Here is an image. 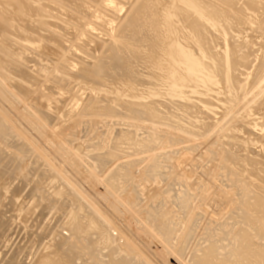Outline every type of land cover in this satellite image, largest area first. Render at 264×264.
Listing matches in <instances>:
<instances>
[{"label":"bare ground","instance_id":"bare-ground-1","mask_svg":"<svg viewBox=\"0 0 264 264\" xmlns=\"http://www.w3.org/2000/svg\"><path fill=\"white\" fill-rule=\"evenodd\" d=\"M121 1L122 0H64V1H59V0H0V6H2V8H3V9H0V24H1V27H0L1 30L0 31L3 33V34H1L2 41H0V80L3 82V85L8 88L7 89L0 84V92L2 91L3 92L2 94H5V95L10 94V96H12V97H14V96L18 97V95L20 93L25 94L27 91H30L31 88L32 89L35 88L37 82L39 83V81H40L42 83L43 78H45L44 75L47 72H49L50 70H52V69H48V68H49V64H51V61H50L51 58L50 57L53 56V54H52V56L50 54L54 52V50L56 49L55 47H57V49H58V50H56L57 52H59L61 49H65L66 47H68L65 45V48H63L65 43L68 44L70 42V41L68 42V40H70V38L66 39L64 37H69L72 33L74 34V32H77L78 30H80L79 28L82 24L80 20H82V18H83L82 10L84 9L86 11V10L96 8L95 9V16H96V14L99 16L105 15L107 13L106 11H108V10L110 11L111 9H112V11H114V12L116 11V13H117L118 12L117 9H120V8H117V4H119V6L122 4L125 5V2H121ZM138 1H139V3L136 0L134 2L132 1L133 3L137 2V3H135L136 5L138 4L137 6L135 5L136 7L133 6L131 8V5L128 4V5H130L131 9H130V11L128 9L129 13L127 14L126 17L124 16L123 18H120V17L115 15L118 18V19L116 18L115 20H117L118 22L116 24L117 29L115 28L116 32H115V35L113 37L114 40L109 42V44H107V45H105L104 43L99 45L100 42L97 44V45H99V48L102 51V53H101L102 56L97 57V58H92L94 61L92 66H86L85 64H81L79 66L77 72L74 73L71 71L73 68L70 65H67V66H69V70H68V68L63 69V70L58 69L59 71H57L56 74H55V72L52 73V71H50V73H52L53 75L55 74L56 76L54 77L53 80H50V82L48 80L46 81L47 78L45 79V81L47 83L49 82V85H50V83H52L54 81L52 83V87L55 88V86H56L55 91H58V89H60V90H63L65 88L68 89L67 87H69V84L63 78V76H68L71 79L75 80L81 89L91 88L92 90H94L96 92V94L100 95L101 100L96 102V101H94V99L93 100L88 99L89 101L88 102L86 101V103L84 104V108L82 105L81 106L82 110H79V111H81V114H78L79 111L78 112L76 111L75 115L78 114V115L83 116L86 114L85 111H87V109H90L95 104H101L100 105L101 109L104 108V111L101 110V111H99L100 112L99 113L98 110L100 108L97 110L98 106H96V105L95 106L97 107L96 108L97 111L94 110L99 115L102 114L103 116L104 115L109 116V118H111V116L116 115L115 119H117V120H119V118H117V116L123 115V117L126 116V118H131V119L134 118L133 120H136L137 122H139L138 126H135L136 123L134 126H133V124H132V126H130L131 124L129 123L130 125L127 124V126L125 128H123L125 126L123 124V122H122V124L124 125L123 127L120 126L118 128H114V127H117L115 124H114L115 125L114 127H111V128L106 127V133H109L108 135L111 136L110 135V132H111L112 136H111L109 142H107L106 146L101 145L102 146L101 151L96 152L95 156H93L95 162L94 161L92 162L93 164L95 163L93 165V167H94L96 173L94 171L93 172L95 174H98V175H101V173L106 172V170H108L111 167V165L114 164V166L111 167L109 172H107L106 176L105 177L103 176L104 180L103 179L102 180H103V183L105 184V187L106 186H107V188L109 187L110 191H112L111 193H113L114 195L116 194L117 196H119V198H122L121 202H123L125 205H127L128 208L129 207L131 208V206L128 205L131 201H135V199H137L139 201L140 195H137L134 197H123V194L125 193L128 186H131L134 184L133 177H132V172L134 170L133 168L135 166H137L138 164H140L141 162H144L146 160L145 157L144 158H133V157H136V156L141 155V154H145L146 149H147L145 146V143H146L145 140L149 137H150L151 142L154 143L155 147L161 145V143H162V131H160L158 129H154V128L165 127L169 130L178 131L182 134H185V135L189 136L190 138H198L200 136H203L204 133H206L209 128H208L207 123L205 122V119L202 117V114H204V115H212V114L214 115L215 114L212 110V102L208 99V97H210V95H213L214 93L217 94L219 92V90H220L219 88L221 87L220 86L218 88L219 85H221V84L222 85L224 84L225 86L227 85L226 90L224 89L225 87L222 88L221 90H225V91H222L223 95H224V92H225V95L227 92V96L224 95V97H226V98L225 99L222 98V99L224 100L223 101L224 102V111L229 112L231 109H233V107L239 101H241V99L243 97H245V94H247L249 91L253 90L252 88L255 87V85L264 76V44L260 47L261 51H259V52L261 54L259 56H257V55L254 56V58H256L255 62L258 61L257 62L258 64L256 63L257 67H252V64H251V63H253L252 59H251L252 62L251 61L249 62L251 64L249 67L250 68L252 67L253 69L259 70V72L255 76L247 75L246 77H245L246 72L243 71L244 75L241 72V70H243L242 68H245L244 70H246V71L249 69V67H247V65H248L247 61L249 58V54L247 52H245V53L243 52V49H245V46H246L245 44H247L246 41H248V39L245 41V44H242V41H239V42L234 41L235 44L238 43V45H235V47H234L235 50L243 53V55L241 57L233 58L231 61H229L228 63L223 65V67L222 66L215 67L214 65L211 64V60L213 58H215L216 54L218 53V51L216 50L217 46L214 49V45L217 44L216 40H218L217 38H215L216 37L215 32L216 33L218 32L220 35L221 34L224 35V37L226 35L228 36L230 33L232 35H234L232 33L233 30L231 31L230 29H234L235 28L234 25H236L237 28H238V26L243 27L244 24L246 26L251 25V27L255 26L256 30L258 29L257 31H259V30L261 31L262 29L264 30V14H263L264 13L263 12L264 11V0H244V1L242 0L241 2H245V4L239 2V0H138ZM127 2H128V0H127ZM237 3L238 4L241 3L242 6L244 5V7H242V6L239 7V5ZM32 5L33 6L36 5V7L34 6L32 8ZM237 5H238L239 9L236 8ZM44 7H47L50 10L46 11L44 9ZM54 7H56L57 9H54ZM90 11H92V10H90ZM247 11L251 12L248 14V16H246V14L248 13ZM33 12L35 13L34 16L32 15V14H34ZM51 12H53V13L56 12L57 15L51 14ZM58 13H60L63 17L65 16L64 19H66V20L65 21L63 20L64 21L63 23H65L68 26V28L70 27V29L72 30L70 32L67 31L69 33H67L66 30L64 31L63 29H62L63 31H60V29L62 27L67 28V26H65V24L64 25L62 24L63 18L62 17H61L62 19L58 18ZM88 13H89V11H88ZM111 14H114V13L112 12ZM79 15H80V17H82L81 19H79ZM88 15H86V13H85V16H88ZM24 16H25L24 20L26 18L33 19L34 17H36V19L34 18L33 21H34V23L37 24L38 30H41L42 33L39 31H38L39 32L38 33L37 30H35L37 32V34H36L35 31L33 32L32 30H30V29H32V26L36 27V25L35 26L31 25V27H30L29 25L32 23H30V24L28 23L29 25L26 24L30 29L27 26L24 27L25 24L23 25V27H19L18 25L22 26L21 20L20 21L18 20L20 23L19 22L17 23L16 21L20 17L23 20L22 17H24ZM55 16H57L58 19H56ZM111 16L110 17L105 16V17L109 19V18H111ZM101 17H103V16H101ZM105 17H104V20H105ZM113 17H114V15H113ZM113 17H112V19H113ZM15 18H17V19H15ZM46 18H50L52 20H55V19L59 20L60 19L61 23H60V21H59L60 24H58L57 21H53V23L51 21V23H50V22L45 20ZM70 19L75 20V22L73 20L71 21ZM94 19L90 18V20H93V21H94ZM90 20H89V22H90ZM107 20L104 21L105 24H108V22H106ZM27 21L30 22L32 20H30V21L25 20L23 22L27 23ZM108 21L111 22L112 20H108ZM95 22H94V24L93 23L92 24L95 25ZM98 22H101V21H97L95 26H98L97 25V24H99ZM74 23H76V24H74ZM101 23L99 25L102 26V24H104V23H102V24ZM61 24L63 26H61ZM105 24H104V26H105ZM245 25H244V27L246 29ZM89 26H92V25H89ZM233 26H234V28H233ZM108 27H110V26H108ZM53 28H60L59 33L57 31H54V32H57V34L52 32L51 29H53ZM68 28H67V30H69ZM81 28H82V26H81ZM247 28H249V27H247ZM73 30H75V31H73ZM85 30H86V28H85ZM93 30H95V29H93ZM227 30H230L231 32L228 34ZM244 30L242 29L240 32L242 33V31H244ZM256 30H254V31L256 32ZM43 31H44V33H43ZM89 31L90 30H86L83 32L85 34H87L88 37H90V35H92V34H89V33L92 30L90 32ZM234 31H236V30H234ZM45 32H46V34H45ZM60 32H62V33L65 32V34H60ZM243 33L245 34L246 32H243ZM251 33H253V31ZM262 33H264V31ZM219 34H217V36ZM239 34L236 33L234 36H237ZM261 34H259V36H261ZM74 36L76 37L77 35L70 36L71 39ZM13 37H17L19 40H21L24 43V44H22L23 50L28 52L29 57H27L28 55H26L27 52H24V51H22V53L18 54V52H19L18 47H17V49L15 48V50L17 52V54H15V52H14L15 50H13L14 48L12 49V45H11ZM82 37L84 39V36H82ZM224 37L223 38L219 37V38H221L220 41H222L223 39L225 41H228L227 39H225L226 37L225 38ZM231 37H233V36H231ZM85 39H87V38H85ZM91 39H90V41L92 42ZM19 40L18 41L14 40V42H19ZM87 40H89V39H87ZM233 40H235V39L233 38ZM239 40H241V39H239ZM262 41H261V37H260L259 42H262ZM86 42H88V41H85L84 43H86ZM259 42L257 41V43H255V44L258 45ZM21 43L19 42L17 46H20ZM84 43L82 44V46L78 45L80 47L78 49H80L81 53L83 52L82 54L85 53L84 52L85 49H84V51H83V49H81V47L84 48L83 47ZM219 43H222V42H219ZM263 43H264V41H263ZM255 44H253V45H255ZM13 45H15V44H13ZM42 46H45L46 48H44V47L42 48ZM52 46L55 49L53 48L54 49V50L52 49L53 52L50 53L51 49H49L48 47H52ZM13 47H15V46H13ZM221 47H222V45H221ZM40 48H41V50H40ZM76 48H77V46H76ZM257 48L259 50V47H257ZM21 49H22V47H21ZM42 49H44V50H42ZM48 49H49V51H48ZM212 49L214 51L216 50L217 52H214ZM45 50H47L48 53H46ZM258 50H257V52H258ZM57 52H56V54H57ZM213 52L216 54H214ZM219 53L223 54V52H220V51H219ZM21 54L24 56H22ZM48 55H50V56H48ZM79 55H80V53H79ZM46 58H49V60H47ZM52 58H55V57H52ZM254 58H253V60H254ZM41 59H46L48 64L46 66H42L41 65ZM60 60L61 59H59V61ZM135 61L136 62H138V61H144L145 62L146 65H144L143 67H141V64L139 63L141 69L143 68L142 71L137 72L134 70V68H135L134 64H136ZM30 62L34 63V66H31ZM28 63H29V65H28ZM52 64H53V62H52ZM57 64L55 63L54 65H57ZM63 64H64V62H63ZM54 65H52L53 69H54ZM59 65L62 66V63L61 64L59 63L57 66H59ZM30 66H31V68L36 67V66H38V68L40 67V69H38L39 71H37V73H36L37 75L35 74L34 71H33L34 74H32L30 72L31 71ZM67 66L63 65L62 67H67ZM96 66H97V68H94ZM58 68H60V67H58ZM56 69H54L53 71H56ZM53 75L51 76V78L53 77ZM46 77H48V76L46 75ZM239 82H242L244 84L243 89H238V83ZM41 83H39V84H41ZM45 85L43 86V88H45ZM48 87H47V89L49 90L50 87L49 88ZM6 89L9 93L5 92ZM48 90L46 91V88H45L46 92H49ZM52 90H54V89H52ZM207 91L209 92L208 93L209 95L206 99L201 98L203 95L201 97L198 96V95H201L203 93L205 94V92H207ZM51 92H53V91H51ZM188 92L190 93L189 96H191L193 94V96L196 95L199 97V98H194L195 96L194 97L192 96L195 100L201 98L200 100H197V101H199V103L198 102H197V104H195V102L191 103V102H193L192 100H194V99H192L191 97L189 99L188 95H186V93H188ZM76 95H77V93L73 96V98L75 100L72 98V101L73 100L75 102L77 101ZM213 97H215V96H213ZM187 99L190 100L189 102L191 104L190 103L188 104L185 101ZM162 100H164V101L162 102ZM219 100H221V99H219ZM262 100H264V95L255 104H258V105L264 104V102ZM52 101L54 102V100H52ZM165 101L167 103H169V105L171 104V106L169 107ZM57 102H60V101L57 100ZM57 102H56V104L53 103L54 106L53 105L52 106L53 107L58 106ZM81 103L83 104L82 101H81ZM163 103H165L166 106L165 105L163 106L162 105ZM91 104H92V106H91ZM261 106H264V105H261ZM59 107H57V109ZM76 107H77V103H76ZM260 107H258V108H260ZM57 109L55 110L56 114H57ZM77 109H79V108L77 107ZM261 109H263V107ZM70 110H68V111H70ZM91 110H92V108H91ZM202 110H204L205 112H203ZM263 110H262V112H263ZM102 111L104 113H101ZM72 112H75V111L72 110ZM66 113H64V114H66ZM53 114L55 115L54 112H53ZM68 114H70V115H67L69 117H67L65 115L66 118H68V119L71 118L72 115H74V113H72V115H71V112H69ZM89 114H92V113L89 112ZM45 115L49 116L50 114H45ZM94 115H95V113H94ZM48 116H47V118L50 117V116L49 117ZM76 117H77V115H76ZM119 117H121V116H119ZM57 118H60V117H57ZM95 118H97V117H95ZM60 119L63 121V118H60ZM112 119H113V117H112ZM252 119H253V117H251V120ZM93 120H95V119H93ZM248 120H249V116H248ZM248 120L247 121L245 120V122L242 124L241 127H236L233 130H229V132L222 133L220 135V137L216 140V144L219 145V147H221L220 150H222L223 153L224 152L226 153L225 162L227 164H229L231 167V170L225 169L226 173L224 174V179L229 177L228 181L231 185V186L230 185L226 186L227 183L225 184L226 187L229 186V188L227 190H229L230 193L235 194L236 190H238L236 188V184L239 185L240 187H244L246 189L248 188V190H246V192L248 194L245 195L246 199L241 200V198L240 199L238 198L239 197L238 194L234 195V196H236V197L238 196V197L237 198L235 197V200H234L235 202H233V208L230 211L229 219L232 217L231 222H233V223H231L232 225L230 226V229L226 230L227 227L226 228L223 227L224 230L221 229L222 226H226V225H224L225 220H224V222L222 221L223 225L219 223V224H216V226H214L215 223L213 222L214 224L212 223V225H213L212 227H215L213 229H215L217 232L219 231L218 232L219 234L216 235V233H215L212 235L211 234L212 232L209 233L210 228H212V227H210L211 225L209 226V224H210V221H209L208 226L210 228L208 230H206L208 228L207 225H206L207 226L206 229L204 228V230H205L204 235L207 234V236L206 237L202 236L204 238H201L198 240V245L195 246L196 252L195 253L193 252L194 254L191 252L194 257L192 256V254L190 256L188 255L189 259H192L190 261H187V262H190L189 264H264V119L261 117L257 118V119L255 118L253 120V122L248 121ZM5 122H6V120L0 116V137L2 139L5 138V135L9 131L8 126L6 125ZM93 122H95V121H93ZM100 122H102V121H100ZM133 122H135V121H133ZM79 123H80V119H79L78 124ZM145 123L149 124V127L145 128ZM118 125H121V123ZM111 126H113V124H111ZM245 129H247V130H245ZM99 130H101V129H99ZM107 130H109V131H107ZM252 130L254 132H257L259 135L254 134ZM248 132L251 133L248 135H253L252 138L248 139L247 138L248 136L246 137V134ZM106 133H104V135ZM108 135L107 136L105 135V137H108ZM144 135H145V137H144ZM108 139H109V137H108ZM108 139H106V140H108ZM3 141H4V139H3ZM8 142L9 141L5 140V143H8ZM9 144H10V142H9ZM258 145H259V147L253 148V147L258 146ZM3 146H5V145L4 144L0 145V147H3ZM7 148H5L4 150L9 152L7 150ZM15 148H16V146H15ZM254 149H257L258 151L256 152ZM236 150L244 151V153L240 155V158H238L234 154V152ZM11 152H12V150H10L9 155H11ZM17 152L14 151V155L13 154L12 155L15 157V153L17 154ZM1 154H3V153H1ZM171 154L172 153H163V154L161 153V154H159L158 157H155V155L152 156L148 162L150 165L146 166L145 169L143 170V173L145 174V176L148 177V179H152V181L155 180V181L162 184V181H164L165 177H166L164 174V171H165L164 168L165 167L162 166V162H158V159L160 157H163L164 158L163 160H166L169 157H171ZM91 158H92V155H91ZM123 159H124V161H123ZM125 159H127V160H125ZM89 160H91V159H89ZM120 160L123 162L119 163L118 161H120ZM8 164H9V162H8ZM0 171H1V169H0ZM31 172H32V170H31ZM5 173H7V172L5 171ZM10 173H8V174H10ZM17 173H18V171H17ZM22 174H23V176H21V177L25 178L24 173H22ZM220 174H221V172H220ZM220 174H219L218 178L220 176L222 177V175H220ZM20 175L21 174L19 173V176ZM26 176H27V174H26ZM32 176H34V175H32ZM1 177H3V176H1ZM35 177H36V175H35ZM6 178H7V176H6ZM33 179H36V178H33ZM220 179H219V181H220ZM224 179H221V180L223 181ZM59 180H60V177H57V176H51L50 179L48 180L49 181L48 186L51 187V191H49V192H51V195L50 194L49 195L51 197H53L54 201H56V202H59L60 200H62L64 198H68L69 194L74 192V190L67 189V188H65V186L60 185ZM226 180H225V182H226ZM9 181H11V180H9ZM16 181H18V180H16ZM8 182H6V183H8ZM26 182L28 183L29 181H26ZM30 182H33L32 178H31ZM44 182L45 181H43V183ZM15 183H17V182H15ZM22 183H23V181H22ZM3 184H4V182H3ZM18 184H20V183H18ZM174 184H176V182H174ZM174 184H172V186ZM15 185H13V188ZM232 185H235V187ZM239 186H238V188H239ZM0 187L4 188L3 186H0ZM5 187L7 188L8 185ZM16 187H18V186H16ZM49 187H48V189H50ZM105 187H104V189H105ZM183 187L181 190H183ZM42 188H43V185H42ZM42 188H40V189H42ZM173 188L174 187H172V190H173ZM235 188H236V190H235ZM5 189L3 191L4 193L7 192V191H5ZM9 189H11V187L7 188V190H9ZM45 189H47L46 186H45ZM1 190H3V189H1ZM18 190H17V192H18ZM9 191H11V190H9ZM14 191L16 192V190H13V192L11 191L13 193V196L18 198L20 195L15 196L16 193L14 194ZM170 191H171V189H170ZM188 191H190V190H188ZM3 192L0 191V193H3ZM43 192L45 193V192H47V190L46 191L44 190ZM171 192H173V191H171ZM246 192H245V194H246ZM75 193L76 192H74V194ZM9 194H10V192H9ZM18 194H19V192H18ZM107 194H109V193H107ZM5 197H6V195H5ZM7 197H9V196H7ZM19 198H18L17 202H19ZM141 198H142V196H141ZM12 199L14 200V198H12ZM26 199H28V198H26ZM79 199L80 198H78V201H79ZM3 200H4V196H3ZM75 200H77V198H75ZM171 200L174 201V204H176V206L178 205L177 208L180 209L178 212H181L180 214H181V216H183V218H184V214H185V216L186 215L189 216L188 219L184 218L188 222L190 221V225L188 227L189 230L187 229L188 233L186 232L187 233L186 235L182 234L183 233L182 231H181L182 233L180 232V230H183V227L181 225L182 229H180V227H179L180 225H178L180 223L177 224V222H178L177 219L179 217L176 218L177 221L175 224V227H178L177 230L176 229L174 230V227H173V229H171V228L168 229L167 225L166 226L163 225L166 222L168 223V221H169L171 223V224L170 223L169 224L173 226V222H172V216L173 215L167 213V214H163L165 217L162 216L163 211L161 208V205H162L161 197H160L161 203H158V205L156 204L157 205V207L155 206L156 209L153 208V206L149 205L148 207H144V209L146 208L145 212H144V210H141V211H143V215H145V218H146L145 221L146 222L148 221V223L151 225L154 224L155 218L158 217L159 215H160L159 216L160 220L162 217L166 218L168 220V221L166 220V222H165L162 219V221L164 223L162 224V222H161L162 226L160 225L159 227L157 226L156 221H155V224H156L155 226L158 229L157 228L154 229L153 232L158 236L159 239H161V241H163L166 244V246L168 245V246H171L173 248V250H174L173 252L176 253V256L177 255L180 256L182 254V252L183 253L186 252L185 251V250H187L186 246L192 240L191 239V238H193L192 236H194V234L196 233V231L193 230V228L195 229L198 227L197 225H198L199 220L201 218L198 215L194 216L197 205L194 203V201H195L194 196L192 197L191 194H189L188 192L180 191V189L179 190L177 189L176 191L174 190V195L171 197ZM23 201H24L23 203L26 202L25 199ZM118 201H120V200L118 199ZM156 201H158V200H156ZM12 203H13V201H12ZM19 203H21V201ZM35 203H37V202H35ZM123 203H121V205ZM193 203H194V205H193ZM7 204H8V202L6 203V205ZM10 204H9V206H10ZM14 204H15V201L12 204L13 208H15V206L18 205L17 207L19 209L25 208L24 205H26V204H22L24 207L20 205L22 207L21 208V207H19V204H17V205H14ZM199 204H201V203L198 202V205ZM1 205H3V204H1ZM125 205H123L124 208H126ZM138 205L139 204L136 205V203H132V207H136ZM142 205H143V203H142ZM43 206H44V204H43ZM119 206H120V204H119ZM28 207H29V205H28ZM116 207H117V205H116ZM7 208H8V206H7ZM140 208H142V207H140ZM26 209L27 208H25V210ZM34 209L33 208L29 209V210L27 209L25 215L26 216L29 215L32 212V210H34ZM14 210L15 209H13V212L11 213V215L14 213ZM37 210L38 209H36V211ZM90 210H91V207L89 205H87L86 202L84 204L80 201L78 207L71 210L69 215L66 214V212H65V217H63L64 222H63L62 226L60 227L64 231V234H61V233L58 234L57 233L56 238L54 240V244H50V245L48 244L45 247V251L43 250L44 253H42V255L40 254L41 256H39V259L36 262V264H77V262H79V261L81 262V263L79 262L80 264H143L141 262V260L139 259L140 256H138V258H137V254L134 255L135 253L132 250L133 246L130 243H128V240L121 241L116 237H112L114 230L111 231V229L109 230V227L107 228L106 224H109L107 222V220L106 219L103 220V218H101V216L100 217L97 216L99 214L95 215ZM154 210L155 211L157 210V211L154 212ZM3 211H4V209H3ZM7 211H9V209ZM16 212L13 215H18L20 213L23 215L22 212H24V211L21 210V212L19 211L20 213H17V214H16ZM144 213H146V214H144ZM32 214H33V212H32ZM35 214H37V213H35ZM41 214L39 216H41ZM170 215H171V217H170ZM174 215L176 216V214H174ZM66 216H67V219L65 220L64 218H66ZM235 216L238 217L240 220L236 221L235 219H237V218ZM13 217H15V216H13ZM18 217H19V215H18ZM1 218H3V217H1ZM173 218H174L173 219V221H174L175 217H173ZM17 219H16V221H17ZM21 219L22 218H20V220ZM26 219H27V217H26ZM26 219L24 217V220H26ZM31 219H33V218H31ZM159 219L157 218L156 220L158 222H160ZM180 219H181V217H180ZM6 220H7V218H6ZM9 220H7V221H9ZM20 220H18L19 222L18 221L17 222L20 223L22 221V220L21 221ZM228 220H226V222ZM12 221L13 220H11L10 223H12ZM31 221L33 222L34 220H31ZM187 221H185V222H187ZM17 222L14 224L18 225ZM26 222H27V220H26ZM182 222H183V220H182ZM33 223H31V224L29 223V224L32 226ZM60 223H62V222H60ZM1 224H3V223H1ZM23 224L21 222L20 226ZM35 224H36V222L34 223V225ZM169 224H168V226H169ZM182 224H184V223H182ZM187 224L188 223H186V225ZM25 225L26 224H24L23 229L26 227ZM30 225H27V227ZM186 225H185V227H186ZM3 226L6 227V225H3ZM10 227H12V226L10 225ZM144 227H146V225ZM185 227H184V229H185ZM12 228L9 229L10 232H11ZM14 228H16L15 225H14ZM213 229H211L210 231H212ZM21 230H22V228H21ZM233 230H234V232H235V230L237 231V232H235L236 233L235 236L232 237L233 239H231V240H233V242L231 240L228 241L230 235H232V233H233ZM6 231H8V230H6ZM25 231H26V233L28 232L27 230H25ZM60 231H61V229H60ZM224 231H226V232H224ZM17 232H19V230ZM179 232L182 235H180L179 239H177L176 236H177V234H179ZM3 234H4V232H3ZM172 234L174 236H172ZM214 235H216V236L214 237ZM10 236H12V235H10ZM92 236H96V240L93 241ZM0 237H1V235H0ZM216 237L218 238L217 240H215ZM3 238L5 239L6 237H3ZM14 238H16V237H14ZM122 238L125 239L124 237H122ZM198 238H199V236H198ZM226 238H228V239H226ZM4 239H1V240H4ZM175 241H176V243H174ZM4 242H5V245L8 244L6 241H4ZM8 242H9V239H8ZM16 242H18V240ZM223 242H225V243H223ZM1 243H3V241H1ZM1 243H0V245H4ZM26 243L27 242L23 243V241H22V244H26ZM68 243H71L70 246H67ZM83 243H86V244L88 243L89 246L91 245L93 248L92 250H94L95 252L99 251V252L103 253L101 255L104 258V260L101 259L102 258L101 257L100 259L102 261L100 259H99L100 262H99V260L97 261L96 260L97 255L95 256V259L91 258V256L92 257L94 256V254H92V253H91V256L89 254V252H92L91 249H89V252L87 251L88 252V254H87L88 258H86L85 257L86 255H84V254L83 255L78 254V252L76 254L75 250L77 249V246L81 245ZM121 244L124 245V247ZM222 246L223 247L225 246V248H223ZM21 247H23V246L21 245ZM16 248H18V247L16 246ZM226 248L227 249L229 248L230 250L228 249L229 251H227ZM24 249L26 250V248H24ZM78 249H79V247H78ZM85 249L87 250V247ZM15 250H17V249H15ZM79 250H81V249H79ZM15 252H17V251H15ZM124 252H129L132 254V256H129V255L125 254ZM21 253H22V251H21ZM21 253H20V255H21ZM82 253H84V252H82ZM97 254H98V252H97ZM20 255H17V256L21 257ZM184 256H185V254H184ZM0 257H2V256H0ZM98 257L99 256H97V258ZM183 258H185V257H183ZM183 258H181V260H183ZM16 259H18V258L16 257ZM143 262H145V260ZM14 264H16V261ZM184 264H186V263H184Z\"/></svg>","mask_w":264,"mask_h":264},{"label":"rangeland","instance_id":"rangeland-1","mask_svg":"<svg viewBox=\"0 0 264 264\" xmlns=\"http://www.w3.org/2000/svg\"><path fill=\"white\" fill-rule=\"evenodd\" d=\"M59 1H64V0H59ZM132 1L134 2L135 0H128L129 3L127 2V0H122L121 2H125V5H123L121 3L122 5L119 6V4H117V8H120V9H117L118 10L117 13H116V11L114 12L111 9L110 10L111 12L108 10V11H106L107 13L105 15H101L103 17H101L97 14H96L97 17L95 16V9L96 8H93L94 10L90 9L92 11H90V10L85 11L83 9L84 10V11L82 10L83 18L80 17L81 14L79 15V19L82 18V20H80L82 23L81 24L82 28L80 26V28H79L80 30L77 31L78 33L74 32V34L72 33L70 35V36H72V35H77V36L76 37L74 36L73 37L74 39L73 38L71 39L70 36L64 37L66 39L70 38V40H68V42L70 41L68 43L69 45L65 43L63 48H65V45L68 47H66L65 49H61V50L59 49L60 50L59 52L61 54L56 51V50H58L57 47H55L56 49L53 46L48 47L49 49H51L50 53L53 52L52 51L53 48L55 49V50L53 49L54 52L50 54L51 56L53 54L52 57H55V58L50 57L51 58L50 59L51 64H49L48 69H52L50 71H52V73L55 72V74H56L57 71H59V70H63V69H67V68L69 70V66H67V65H70L73 68V69L71 68L72 70L71 69L70 70L75 73V72H77V70L81 64H85L86 66H92L93 62H94L92 58H97V57L102 56L101 55L102 51L100 50L99 45L103 44V43L105 45H107V44H109V42L114 40L113 37L115 35V32H116L115 28L117 27L116 24L118 22L117 20H115L117 18L116 16H118L120 18H123L124 16L126 17L127 14L129 13L130 9L136 5L135 3H137V2L139 3L138 0H136L137 2H135V3H133ZM241 1L242 0H239V2H241ZM241 3L245 4V2H241ZM128 4L131 5V8H130V5H128ZM240 4H238L239 7L242 6V4L241 5ZM238 5L236 7L237 9H239ZM34 6L36 7V5H34ZM34 6L32 5V8ZM242 7H244V5ZM0 9H3L2 6H0ZM44 9L46 11L50 10L47 7H44ZM54 9H57V8L54 7ZM128 9H129V11H128ZM88 11H89V13H88ZM112 12L114 14H111ZM247 12H246L247 13L246 16H248V14L251 13L249 11H247ZM85 13H86V15H88V14L89 15L85 16ZM51 14L57 15L56 12L55 13L51 12ZM59 14L60 13H58V18H60V19L63 18L62 24L64 25L65 23H63V22L66 20V19H64L65 16L63 17L61 14H60L61 16ZM32 15L34 16L35 13ZM109 15L110 16L112 15L111 18H109V19L106 18L107 16L110 17ZM113 15L115 18L113 17ZM55 17H56V19H58L57 16H55ZM104 17H105V20L108 19V20H112V21L109 22L107 20L106 22H108V24H105L104 23V21H105ZM112 17H113V19H112ZM22 18H23V20L21 19V17L18 19L15 18V19H17V21H16L17 23L21 20L22 26L18 25L19 27H23L24 24H25L24 25V27H25V26L29 25L30 23H32L29 26L31 27V25H34V26L36 25V27L32 26V29H30L28 26L27 27L30 30H32L33 32L35 30H37V32L39 31L42 33L41 30H38L37 24L34 23V21H33L34 18L36 19V17H34L33 19L26 18L25 20H29V21L32 20L33 21V22L27 21V23L23 22V21H25L24 20L25 16ZM90 18L94 19V21L90 20ZM56 19L52 20L50 18H46L45 20L50 22V23H51V21H52V23H53V21H57V23L60 24L61 20L60 19L56 20ZM70 20L72 21L73 19H70ZM89 20H90V22H89ZM59 21H60V23H59ZM73 21L75 22V20H73ZM97 21H101L102 23L105 24V26L101 22H98V23L99 24L101 23L102 26L99 24H97L98 26H95ZM94 22H95V25H93ZM62 24H61V26H63ZM74 24H76V23H74ZM89 25H92V26H89ZM244 25H243V27H244ZM65 26H67V25L65 24ZM108 26H110V27H108ZM234 26H235V28H234ZM234 26H233L234 29H230V30L231 31L236 30L234 32L232 31V33L234 35L236 33L237 34L240 33L239 35H237L238 37L232 35L230 33L231 32L230 30H227V33L228 34L230 33L228 35L229 37L225 34L226 38L224 37V35H222V34L220 35L218 32L217 33L215 32V36H216L215 38L218 39V40H216V43L220 47L217 44L214 45V49L217 46L218 49L216 48V50L218 51V53L217 54L214 53L217 51L216 50L214 51L212 49L214 51L213 53L216 54V57L211 60V64L214 65L215 67H219V66L223 67V65H225L226 63L231 61L233 58L241 57L243 55V53L235 50L234 47H235V45H238V43L235 44L234 41L235 42L236 41L237 42L242 41V44H245V41L248 39V41H246L247 44H245L246 45L245 49H243L244 53L247 52L249 54V58L247 61L248 62L247 67H249L251 64H252V67H257L258 61L255 62L256 58H254V56H256V55L259 56L261 54L259 51H261L260 47L264 44L263 43L264 33H262L264 30L262 29L263 30V31L261 30L262 32L260 30L257 31L258 29L256 30L255 26L251 27V25H249V26L245 25L246 29H245V27L243 28L241 26H238V28H237L236 25H234ZM0 27H1V24H0ZM247 27H249L250 29ZM60 28H53L54 30L51 29V31L52 32L57 31L59 33ZM67 28H68V26H67ZM67 28L62 27L60 29V31H63V30L64 31L66 30V32L72 31L70 29V27L68 28L69 30H67ZM85 28H86V30H90V31L92 30L91 32L89 31L90 32L89 34H92V35H90V37H88L87 34H85L83 32V31H86ZM92 28L95 30H93ZM242 29L243 30L245 29V30L242 31V33H241L240 31ZM0 30H1V28H0ZM254 30H256V32ZM73 31H75V30H73ZM252 31H253V33H251ZM37 32L35 31L36 34H37ZM57 32H54V33L57 34ZM69 32H67V33H69ZM243 32H246V33L244 34ZM43 33H44V31H43ZM258 33L259 34L262 33L261 36H259ZM1 34H3V33L0 31V39H1L0 41H2ZM45 34H46V32H45ZM60 34H65V32L64 33L60 32ZM217 34H219V35L217 36ZM82 36H84V39ZM231 36H233V37H231ZM219 37H221V38L224 37L228 41H225L224 39H223L224 41L223 40L220 41L221 38H219ZM260 37H261V41L263 40L262 42H259ZM85 38H87L89 40H87ZM233 38L235 40H233ZM90 39L92 40V42L90 41ZM239 39H241V40H239ZM14 40L18 41L19 39L17 37H13L12 44H11L12 49L14 48L13 50H15V48L17 49V47H18V51H19L18 54L22 53V51L27 52V51L23 50L22 44H24V43L21 40H19L20 43L22 42L20 44V46H17L19 42H14ZM84 40L88 41V42L84 43L85 42ZM257 41L260 44L259 43H258V45L255 44V43H257ZM82 42L84 43V46H83L84 48L81 47V49H83V51L85 49L84 54H82L83 52L81 53L80 49H78V48H80L78 45L82 46V44H83ZM219 42H222V43H219ZM98 43H99V45H97ZM13 44H15V45H13ZM253 44H255V45H253ZM221 45H222V47H221ZM13 46H15V47H13ZM76 46H77V48H76ZM21 47H22V49H21ZM43 47L46 48L45 46H42V48ZM257 47H259V50ZM49 49H48V51H49ZM40 50H41V48H40ZM42 50H44V49H42ZM257 50H258V52H257ZM45 51H46V53H48L47 50H45ZM219 51L223 52V54H220ZM14 52H15V54H17L16 50ZM56 52H57V54H56ZM79 53L81 56L79 55ZM26 55H28L27 57H29L28 52ZM50 55H48V56H50ZM22 56H24V55H22ZM253 58H254V60H253ZM46 59L49 60V58H46ZM46 59H41V65L42 66H46L48 64ZM59 59H61V60L59 61ZM251 59H252L253 63L250 64L249 62L251 61ZM52 62H53V64H52ZM63 62H64V64H63ZM143 62L144 61L136 62V64H134L135 65L134 70L137 72L142 71L143 68L141 69V67L146 65L145 62L144 63ZM55 63L56 64L62 63V66L66 65L67 67H62L61 65L57 66L58 64L54 65ZM137 63L138 64L140 63L141 67H140V64L138 65ZM30 64H31V66H34V63L30 62ZM28 65H29V63H28ZM52 65H54V69L57 68L56 71H53L54 69H53ZM31 66H30V69H31L30 72L32 74H34L33 71L36 74L37 71H39L38 69H40V67L38 68V66L33 67V68H31ZM58 67H60V68H58ZM252 67L251 68L249 67V69L247 71L244 70L245 68H242L243 70H241V69L240 70L242 73H243V71L246 72L245 77L247 75L255 76L259 72V70L253 69ZM94 68H97V66ZM50 71L44 75V77H45V78H43L44 81L41 79L42 83L44 85L47 83L46 82L47 80L50 82V80H53L54 77L56 76L55 74L53 75L52 73H50ZM46 75L48 77L49 76L50 77L48 78V77H46ZM52 75H53V77L51 78ZM243 75H244V73H243ZM63 78L69 84V87H67L68 89H66V88L63 90L58 89V91H55L56 86H55V88L52 87V83L54 81L52 83H50V85L48 82L45 85V88L47 91L48 90L47 87L48 86L50 87V88L48 87L49 88L48 91L50 92L49 93V92L45 91V88H43L44 85L39 81V83H41V84H39L37 82L38 84L36 83L35 88H33V89L31 88L30 91H27L25 94L20 93L18 95V97L17 96L12 97V96H10V94L5 95V94H2L3 93L2 91L0 92V116L6 120L5 123L9 129V131H8L9 133L7 132L8 135L6 134L5 138H3L4 141L0 137V143H1L0 145H3V144L5 145L3 147H0L1 148L0 149V156H1L0 157V165H1L0 166V169H1L0 177L3 176L0 178V186L4 187V188L0 187L1 189H3V190L0 189V191L3 192L4 189L6 188L5 186L8 185L9 188L11 187V189H9V190H11L12 192H13V190H16V192L14 191V194L16 193L15 196L20 195L19 196L20 198L19 197L18 198H19V202L21 201V203L17 202L18 198L14 197L13 193L11 191L7 190L8 187L5 189V191H7L6 193H4V192H3L4 194L0 193L1 194L0 195L1 196L0 197V199H1L0 200V202H1L0 203V208H1L0 209V211H1L0 212V215H1L0 218L3 217L0 219V231H1L0 232V235H1L0 243H1V241H3V243H1V244H4V245H0V256H2V257H0V263L1 264H14L15 261H16V264L17 263L18 264H36V262L39 259V256H41L42 253H44L43 250L45 251V247L48 244L49 245L54 244V240L56 238L57 233L58 234L59 233L64 234V231L60 227L62 226V224L64 222L63 217H65V212H66V214L69 215L71 210L78 207L80 201L84 204L86 202V204L91 207L90 211L93 212L95 215L99 214V215H97L98 217L101 216V218H103V220L104 219L107 220V222L109 223V224H106L107 228L109 227V230L111 229V231L114 230L113 231L114 236L112 235V237H116L121 241L128 240V243H130L133 246L132 250L135 253V254L134 253L133 254L134 255L137 254V258H138V256H140L139 259L141 260V262L143 264H184V263L189 264L190 262H187V261L192 260V259H189V256L193 252L194 253L196 252L195 246L198 245V240L207 236V234L204 235V233H205L204 228L206 229V227L209 224V221H210L209 226L211 225L210 227H212L213 222L215 223V224L213 223L214 226H216V224H219V223L222 224V221L224 222V220H225L224 225H226V226H222L221 229L224 230V228H226V227H227L226 230L230 229V226L232 225L231 223H233V222H231L232 217L229 219V216H230V211L233 208V202H235L234 200H235L236 196H234V195L238 194L239 197L238 196L237 197L239 199L241 198V200H245L246 199L245 195L248 194L246 192V190H248V188L246 189V188L240 187L239 185L236 184V188L239 191L236 190V188H235V190H236L235 194L230 193L229 190H227L229 188V186L228 187H226V186L230 185V183L228 181L229 177L228 178L225 177L227 180L224 179V174L226 173L225 169L231 170V167L229 164H227L225 162L226 153L225 152L223 153V151L220 150L221 147H219V145L216 144V140L220 137V135L222 133L229 132V130H233L236 127H241L242 124L245 122V120L246 121L248 120V116H249L248 121H252V122L255 118L257 119V118L261 117L264 119V110H263L264 106H261L264 104H259L261 107L258 104H255L264 95V76L255 85V87L252 88L253 90L250 89L251 91H249L247 94H245V97H243L241 99V101H239L233 107V109H231L229 112L224 111V102H223L224 100L222 99V98H224V99L226 98V97H224L225 92L223 95L222 91H225L227 89V85L226 86L224 84L219 85L218 88L221 86L219 88L220 89L219 92L217 94L214 93L213 95H210V97H208V95H209L208 91L205 92V94L203 93L201 95H198L199 97H201L203 95L201 98H205V99L208 97V99L212 102V110L215 113L214 115L213 114L212 115L202 114V117L205 119V122L207 123L208 128H209L208 131L206 133H204L203 136H200L198 138H190L189 136H187L185 134H182L178 131L169 130L165 127L154 128V129H158V130L162 131V143H161V145L155 147L154 143L151 142L150 137H149L145 140L146 141L145 146L147 148L145 154H141V155H138L136 157H133V158H144L145 157L146 160L144 162H141L140 164H138L137 166H135L133 168L134 170L132 172V177H133L134 184L131 186H128L125 193L123 194V197H134V196L140 195L139 201L137 199H135V201H131L128 204L129 206H131V208L130 207L128 208L127 205H125L123 202H121L122 198H119V196H117L116 194L114 195L113 193H111L112 191H110L109 187L108 188H107V186L105 187V184L103 183V180H104L103 178L106 176L107 172H109L111 167L114 166V164H112L111 167L108 170H106V172H103V173H101V175H98V174H95L96 171L93 167V165L95 163L93 164L92 162L94 161L93 156H95L96 152H100L102 146L103 145L106 146L107 142H109V140L112 136L111 132H110L111 136L108 135L109 133H106V127L111 128V127H114L116 125L117 127H114V128H118L120 126L123 127L125 125L123 127V128H125L127 126V124H129V123L131 124V125L129 124L130 126H132V124L134 126L135 123H136L135 126H138L139 122H137L136 120H133L134 118L131 119V118H126V116L123 117V115H119L121 117L117 116V118H119V120L115 119L116 115L111 116V118H109V116H105V115L103 116L102 114L99 115L96 112L99 108L100 109L98 110V112L101 110L104 111V108L101 109V106H100L101 104H95L96 106H98V108L95 105L92 106V104H91L92 110H91V108L87 109V111H85V113H86L85 115H83V116L78 115V114H81V111H79V110H82V107H81L82 105L84 108V104L86 103V101L88 102L89 100L94 99V101L98 102L99 100H101V97H100V95L96 94V92L94 90H92L91 88L81 89L78 86L77 82L75 80L71 79L70 77L63 76ZM45 79H46V81H45ZM0 84L2 86H4L3 82L1 80H0ZM243 87H244V84L242 82H239L238 83V89H243ZM5 88H7V87H5ZM222 88H224L225 90H221ZM7 89H6V91L5 90L4 91L9 93L7 91ZM52 89H54V90H52ZM50 90L53 92H51ZM76 93H77V95H76L77 101L79 100L78 102L77 101L75 102L74 101L75 99L73 98V96ZM186 95H188L189 99H190V97L192 99L199 98L196 95H194L195 96L194 97L193 94L191 96H189L190 95L189 92L186 93ZM213 96H215V97H213ZM225 96H227V92H226ZM72 98L74 99L73 100L74 102L72 101ZM200 99H197V100H200ZM219 99H221V100H219ZM52 100H54V102ZM57 100L60 102H57ZM80 100L83 102V104L81 103ZM197 100L194 99V100H192L193 102H191V103H194V102H195V104H197V102L199 103V101H197ZM163 101L164 100H162V102ZM185 101L188 104L190 103L189 102L190 100H188V99ZM262 101L264 102V100H262ZM52 102L54 104H56V102H57L58 106L55 105L56 107H53L54 105ZM76 103H77V107L79 109H77ZM162 105L166 106L165 103H163ZM167 105L169 107L171 106V104L169 105V103H167ZM57 107H59L60 109L59 108L57 109ZM258 107H260V108H258ZM262 107H263V109H261ZM96 108H97V110H96ZM56 109H57V114L55 111ZM68 110H70V111H68ZM72 110L75 112H72ZM94 110H96V111H94ZM262 110H263V112H262ZM76 111L77 112L79 111L78 114H76L78 118L75 115ZM103 111L101 113H104ZM202 111L205 112L204 110H202ZM53 112L55 113V115L53 114ZM69 112H71V115H72V113H74V115H72L71 118L68 119V118H66V116L70 115V114H68ZM89 112L92 114H89ZM93 112L95 113V115ZM64 113H66V114H64ZM45 114H50L49 115L50 117L48 115H45ZM47 116L49 118H47ZM57 117L63 118V121ZM67 117H69V116H67ZM95 117H97V118H95ZM112 117H113V119H112ZM251 117H253L252 120H251ZM79 119H80L81 124L80 123L78 124ZM93 119H95V120H93ZM132 120L135 122H133ZM93 121H95V122H93ZM100 121H102V122H100ZM122 122L124 125L122 124ZM120 123H121V125H118ZM111 124H113V126H111ZM147 127H149V124L145 123V128H147ZM98 128L101 130H99ZM245 130H247V129H245ZM107 131H109V130H107ZM104 133H106L105 134L106 136L108 135L109 139H108V137H105ZM253 133L259 135L257 132L253 131ZM248 134H251V133L248 132L246 134V137L248 136L247 137L248 139L252 138L253 135H248ZM144 137H145V135H144ZM106 139H108V140H106ZM5 140L9 141L10 144H9V142L5 143ZM15 146L17 149L15 148ZM256 147H259V145L255 146L253 148H256ZM5 148H7V150L9 152L4 150ZM10 150H12L11 155H9ZM13 150L16 152L18 151L17 154L15 153V157L13 156L14 155ZM254 150L256 152L258 151L257 149H254ZM1 153H3V154H1ZM161 153L162 154L163 153H172L171 157H169L170 159L168 158L166 160H163L164 159L163 157H160L158 159V162H162V166L165 167L164 168V170H165L164 174L166 177H165V180L162 181V184L155 181V180L152 181V179H148V177H146L145 174L143 173V170L145 169V167L150 165L148 162L151 159V157L154 155H155V157H158L159 154H161ZM243 153H244V151H239V150H236L234 152V154L238 158H240V155ZM91 155H92V158H91ZM88 158L91 160H89ZM125 160H127V159H125ZM123 161H124V159H123ZM123 161L120 160L118 162L122 163ZM8 162H9V164H8ZM31 170H32V172H31ZM5 171L7 173H5ZM17 171H18V173H17ZM21 172L24 173V177L26 179L21 177V176H23V174ZM220 172H221V174H220ZM8 173H10L11 175ZM19 173L21 174L20 176H19ZM26 174H27V176H26ZM219 174L222 175V177L220 176L218 178ZM32 175H34V176H32ZM35 175H36V177H35ZM6 176H7V178H6ZM51 176L60 177L59 181L61 183L59 182V184L62 186H65V188H67V189L74 190V192H76V193L75 194H74V192L70 193L68 198H64L65 200L62 199L59 202L54 201L53 197L50 196L51 192H49V191H51V187L48 186V182H49L48 180L50 179ZM31 178H32L33 182H30ZM33 178H36V179H33ZM220 178L224 179V180L222 181ZM15 179L18 181H16ZM219 179L221 182L219 181ZM9 180H11V181H9ZM225 180H226V182H225ZM5 181L6 182L9 181V182L6 183ZM22 181H23V183H22ZM26 181H29V182L27 183ZM43 181H45V182L43 183ZM3 182H4V184H3ZM15 182H17V183H15ZM174 182H176V184H174ZM18 183H20V184H18ZM172 184H174L175 186L174 185L172 186ZM225 184H226V186H225ZM13 185H15L14 188H13ZM42 185H43V188H42ZM16 186H18V187H16ZM45 186L47 187V189H45ZM171 186L174 187L173 190H172ZM232 186L235 187V185H232ZM238 186H239V188H238ZM48 187L50 189H48ZM104 187H105V189H104ZM182 187H183V190H181ZM40 188H42V189H40ZM169 188L173 192H171ZM177 189L178 190L180 189V191L188 192L189 194H191L192 197L194 196V199H195L194 203L197 205L194 216L198 215L201 218L199 220L198 225H197L198 227L196 226L197 228H195V229L193 228V230L196 231L194 236H192L194 239L191 238L192 240L189 242L190 244L188 243V245L186 246V248H187V250H185L186 252H184V253L182 252V254L180 256L179 255L176 256V253L173 252L174 251L173 248L171 246H168V245L166 246V244L163 241H161V239H159L158 236L153 232L154 229L157 228L155 226L156 224L159 227L161 225V222H162V224L164 223L163 221L166 222L167 219L163 218V217H165L163 214L169 213V214L173 215L172 216L173 226L170 225L171 223L168 220H167L168 223L166 222L167 224L165 223L163 225H165V226L167 225L168 229L169 228L173 229V227H174V230L175 229L177 230L178 227H175V224H176V221L178 220L177 224L180 223V224H178V225H180L179 226L180 229H182V227H183V230H180V232L182 231L183 233L182 232L181 233L185 234V235L188 233L187 229L190 225V221L188 222L185 219H188L189 216H187V215L185 216V214H184V218H185L184 219L183 216H181V214H180L181 212H178L180 210L179 208H177L178 205L176 206V204H174V201L171 200V197L174 195V190L176 191ZM17 190H18L19 194H18ZM44 190L45 191L47 190V192H45L46 194L43 192ZM188 190H190V191H188ZM9 192H10V194H9ZM245 192H246V194H245ZM107 193H109V194H107ZM5 195H6V197H5ZM3 196H4V200L6 202L3 200ZM7 196H9V197H7ZM141 196H142V198H141ZM160 197L162 200L161 201L162 202L161 208L163 211L162 212L163 217L160 220L159 219L160 215H159L158 217L155 218L154 224L151 225L148 223V221L147 222L145 221L146 220L145 215H143V211H141V210H144V212H145L146 208L144 209V207H148L149 205L153 206V208L156 209L158 203H161ZM12 198H14V200ZM26 198H28V199H26ZM75 198H77V200H75ZM78 198H80L79 201H78ZM24 199L26 201L25 203H23ZM118 199L120 201H118ZM156 200H158V201H156ZM12 201H13V203L15 201L14 205L19 204V207L23 206L22 204H26L24 206L28 210L32 209V208L34 209L35 207L36 208L34 210H32L33 214L31 212L29 215L26 216L25 214H26L27 209L26 210H25V208L19 209L17 207L18 205L15 206V208H13ZM7 202H8V204L6 205ZM35 202H37V203H35ZM198 202L201 204L198 205ZM121 203H123V204L121 205ZM132 203H136V205L137 204H139V205L136 207H132ZM142 203H143V205H142ZM194 203H193V205H194ZM1 204H3V205H1ZM9 204H10V206H9ZM27 204L29 205L30 208L28 207ZM43 204H44V206H43ZM119 204H120V206H119ZM116 205L118 208L116 207ZM123 205H125L126 208H124ZM7 206H8V208H7ZM140 207H142V208H140ZM3 209H4V211H3ZM8 209H9V211H7ZM13 209H15L13 214H15L16 211H17L16 212V214H17V213H20L21 210H23L24 211V212H22L23 215L21 213H20L21 215L18 214L19 217H18V215H13V214L11 215V213L13 212ZM36 209H38L37 210L38 212L36 211ZM156 211L154 210V212H156ZM35 213H37V214H35ZM40 214H41V216H39ZM144 214H146V213H144ZM174 214H176V216ZM171 215H170V217H171ZM13 216H15V217H13ZM24 217H25V219L27 217L26 220L28 223L26 222V220H24ZM173 217H175L174 221H173V219H174ZM180 217L183 220V222L180 219ZM6 218H7V220H9V219L10 220L7 221ZM15 218L17 219V221L20 220V218H22L21 219L22 221L21 220L20 221L22 222V224L25 222L24 224H26L25 225L26 227H27V225H30L33 222L34 223L36 222V224L34 225V223H33L32 226L30 225V226H28L29 228L27 227L28 229L26 227H25L26 229L25 228L23 229L24 224L20 226L21 222L18 223L19 221L17 222ZM31 218H33V219H31ZM157 218L160 220V222H158L156 220ZM176 218H178V219L176 220ZM236 218H237V219H235L236 221L240 220L238 217H236ZM64 219L66 220L67 216ZM162 219H163V221H162ZM11 220H13L12 221L13 224L17 222L18 225L14 224L16 228H14V225L12 223H10ZM31 220H34V221L32 222ZM184 220L187 222H185ZM226 220H228V221L226 222ZM155 221H156V224H155ZM180 221L184 224H182ZM60 222H62V223H60ZM1 223H3V224H1ZM186 223H188V224L186 225ZM168 224H169V226H168ZM3 225H6V227H4ZM10 225L13 228L10 227ZM145 225H146V227H144ZM181 225H182V227H181ZM185 225H186V227H185ZM209 226L206 230H208L210 228ZM184 227H185V229H184ZM11 228H12V230L10 232L9 229H11ZM21 228H22V230H21ZM213 228H215V227L210 228V230ZM60 229H61V231H60ZM6 230H8V231H6ZM18 230H19V232H17ZM25 230H27V231L29 230L30 232L28 231L26 233ZM210 230H209V233L212 232L211 233L212 235L215 233H216V235L219 234L218 233L219 231L217 232L215 229H213L212 231H210ZM3 232H4V234H3ZM180 232L176 236L177 239H179L180 235H182ZM224 232H226V231H224ZM235 232H237V231L235 230ZM235 232L233 230L232 235H230L231 238L229 237V239L228 238H226V239H228V241L233 239L232 237L235 236V234H236ZM10 235H12V236H10ZM216 235H214V237ZM172 236H174V235L172 234ZM198 236H199V238H198ZM202 236H204V237H202ZM3 237H6V238L4 239ZM14 237H16V238H14ZM122 237H124L125 239H123ZM7 238L9 239V242H8ZM1 239H4V240H1ZM217 239L218 238L216 237L215 240H217ZM15 240L16 241L18 240V242H16ZM92 240L93 241L96 240V236H92ZM4 241H6L8 244L6 243L7 245H5ZM22 241H23V243L24 242H27V243L22 244ZM231 241L233 242V240H231ZM225 242H223V243H225ZM174 243H176V241ZM70 244L71 243H68L67 246H70ZM21 245L23 247H21ZM16 246L18 248H16ZM122 246L124 247V245H122ZM78 247L81 250H79ZM84 247L85 248L87 247V250ZM24 248H26V250ZM223 248H225V246ZM15 249H17V250H15ZM89 249L92 250L93 249L92 246L91 245L89 246L88 243L87 244L83 243V244L77 246L75 253L77 254V252H78V254H82V255L84 254V255H86L85 257L88 258L87 254L89 252ZM228 249H227V251L230 250V249L229 250ZM15 251H17V252H15ZM21 251H22V253H21ZM81 251L84 253H82ZM97 252L99 255L97 254ZM20 253H21V255H20ZM91 253L94 254L93 257L91 256ZM124 253L129 255V256H132V254L129 252H124ZM89 254H90L91 258H93V259H95L96 255L99 256L98 258L96 256V260L98 261L102 257L101 254H103V253H101L99 251L95 252L94 250H92V252H89ZM184 254H185V256H184ZM193 254H192V256H193ZM17 255H20L21 257H19ZM16 257L18 259H16ZM183 257H185V258H183ZM181 258H183V260H181ZM101 259L104 260L103 257ZM100 260H99V262H100ZM144 260H145V262H143ZM79 262H77V264L81 263V262L80 263Z\"/></svg>","mask_w":264,"mask_h":264}]
</instances>
